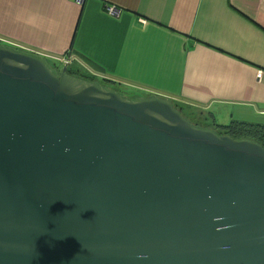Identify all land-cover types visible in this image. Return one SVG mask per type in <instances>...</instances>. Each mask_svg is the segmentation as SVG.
<instances>
[{"label":"water","instance_id":"95a60500","mask_svg":"<svg viewBox=\"0 0 264 264\" xmlns=\"http://www.w3.org/2000/svg\"><path fill=\"white\" fill-rule=\"evenodd\" d=\"M0 264H264V147L0 44Z\"/></svg>","mask_w":264,"mask_h":264},{"label":"crops","instance_id":"0c3cea01","mask_svg":"<svg viewBox=\"0 0 264 264\" xmlns=\"http://www.w3.org/2000/svg\"><path fill=\"white\" fill-rule=\"evenodd\" d=\"M0 40L72 55L68 71L166 97L217 132L264 127V0H0Z\"/></svg>","mask_w":264,"mask_h":264},{"label":"trees","instance_id":"16d2710c","mask_svg":"<svg viewBox=\"0 0 264 264\" xmlns=\"http://www.w3.org/2000/svg\"><path fill=\"white\" fill-rule=\"evenodd\" d=\"M0 44H7V43H5L2 40H0ZM67 56L68 55H65L64 57H67ZM92 71L94 73L93 69H92ZM69 74L74 76V77L86 80V81H98L100 83V81L97 78H95L94 76L88 74L85 71L82 72V71H79V70H70L69 69ZM104 82H106V81H104ZM106 83H109V82H106ZM175 106L185 116L184 113H185L187 108H185V107H183L182 105H179V104H176ZM185 117L189 121L194 120L193 117H190V116L189 117L185 116ZM191 122L194 123L193 121H191ZM203 127H210V126H205L204 125ZM219 133L223 134V135H225V134L229 135V136H231L234 139H251V140H254V141L258 142L259 144H261L264 147V127H262L261 125H254V124H251V123L236 122L235 121V122H232L228 126L221 127Z\"/></svg>","mask_w":264,"mask_h":264},{"label":"rangeland","instance_id":"374dc122","mask_svg":"<svg viewBox=\"0 0 264 264\" xmlns=\"http://www.w3.org/2000/svg\"><path fill=\"white\" fill-rule=\"evenodd\" d=\"M47 61H48V63L51 65V66H55V67H57V69H59V70H62V68H63V66L61 67V63L59 64V63H57V62H54L53 61V59L52 58H47ZM99 81H100V83H102L103 85H107V86H112V87H115V89H117L119 92H121L125 97H127V98H129V99H136V98H139L138 96H141V95H143L142 93H140V92H136V90H134L133 88V86H131V85H127L128 87H120L118 84H115V83H111V82H109V83H106V82H104L102 79H98ZM143 98H145V97H143ZM177 103H175V105H176ZM185 116H188L189 117V112H186L185 111ZM190 117H193V118H199V115H193V116H190ZM216 118H217V120H218V122L220 123H222V124H224V123H226L228 120V115H227V113L226 114H224V113H218V114H216ZM198 120H200V119H198ZM194 121L196 122V120L194 119Z\"/></svg>","mask_w":264,"mask_h":264},{"label":"built area","instance_id":"2783aa9c","mask_svg":"<svg viewBox=\"0 0 264 264\" xmlns=\"http://www.w3.org/2000/svg\"><path fill=\"white\" fill-rule=\"evenodd\" d=\"M110 11H111V13H114L115 15H116V13H115V9H110ZM12 46H15V45H12ZM72 61H73V59H72V55H68L67 57H63V58H61L60 59V62H61V64L64 66V67H69V66H71L72 65ZM258 77L259 78H261L262 77V72H260L259 74H258Z\"/></svg>","mask_w":264,"mask_h":264},{"label":"flooded vegetation","instance_id":"af4514ba","mask_svg":"<svg viewBox=\"0 0 264 264\" xmlns=\"http://www.w3.org/2000/svg\"><path fill=\"white\" fill-rule=\"evenodd\" d=\"M104 86H107V85H104ZM107 87H109V88H112V89H115V87H110V86H107ZM117 90V89H116ZM191 121H193L194 123L193 124H195V125H199L198 123H196L194 120H191ZM199 126H201V125H199Z\"/></svg>","mask_w":264,"mask_h":264}]
</instances>
